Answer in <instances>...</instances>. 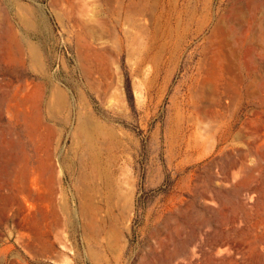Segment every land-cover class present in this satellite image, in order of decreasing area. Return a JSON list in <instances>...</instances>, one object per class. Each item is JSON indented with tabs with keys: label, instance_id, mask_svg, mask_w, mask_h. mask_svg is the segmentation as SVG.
Instances as JSON below:
<instances>
[{
	"label": "rangeland",
	"instance_id": "obj_1",
	"mask_svg": "<svg viewBox=\"0 0 264 264\" xmlns=\"http://www.w3.org/2000/svg\"><path fill=\"white\" fill-rule=\"evenodd\" d=\"M57 86L90 175L75 110L36 136ZM0 107V264H264V0H0Z\"/></svg>",
	"mask_w": 264,
	"mask_h": 264
},
{
	"label": "bare ground",
	"instance_id": "obj_2",
	"mask_svg": "<svg viewBox=\"0 0 264 264\" xmlns=\"http://www.w3.org/2000/svg\"><path fill=\"white\" fill-rule=\"evenodd\" d=\"M256 4H257V2H256ZM164 5H165V3H164ZM173 6H171L170 8H172ZM164 8V7H163ZM162 8V9H163ZM166 10V9H165ZM171 10V9H170ZM162 12H164L163 10H162ZM169 13H170V11H168ZM172 13V12H171ZM170 13V14H171ZM164 14V13H163ZM162 14V15H163ZM169 14V15H170ZM173 14V13H172ZM168 15V14H167ZM168 15V16H169ZM164 16V15H163ZM173 16V15H172ZM172 16L171 17H169L170 19L172 18ZM162 17V16H161ZM167 18V17H166ZM169 18L166 20H164L165 22H170L171 20H169ZM180 19V18H179ZM181 20V19H180ZM181 22V21H180ZM165 24V23H164ZM169 25V24H168ZM173 25V24H172ZM164 26V25H163ZM166 27H167V25H165ZM164 26V27H165ZM174 26V25H173ZM165 27V28H166ZM172 27V26H171ZM171 27H169L168 26V28L166 29V31H165V33H166V35L165 36H170V34H171V31H173L172 30V28ZM159 31V30H158ZM155 32V31H154ZM173 33V32H172ZM156 34H158L157 32H156ZM155 34V35H156ZM159 34H161V31H159ZM163 34V33H162ZM151 36V35H150ZM153 36H154V34H153ZM163 38H165L164 36H163ZM152 41H153V38L151 39ZM221 54V53H220ZM224 55V56H223ZM222 56H223V58H225V56H226V52H225V54H223L222 53ZM228 59V58H227ZM228 62V61H227ZM225 68L226 69H230L231 68V65L229 64V65H227L226 64V66L224 65V68L222 69V70H225ZM86 70H90L89 68H86L85 69V71ZM87 71V72H88ZM233 71V70H232ZM230 72V71H229ZM225 73V72H224ZM223 74V73H222ZM220 75H221V73H220ZM222 77V76H221ZM53 87V86H52ZM47 89V88H46ZM46 93V92H45ZM49 93V92H48ZM69 94V93H68ZM64 90H60V88H58V86H57V89H54L53 90V92H52V94H50V97L48 98V100L46 99L45 100V97L42 95V96H40L39 98H37V99H35V101H34V104L36 103V105L38 106V109L40 110V112H39V114L37 115V117H36V122H37V125H36V130H35V133H36V136H38V137H42L44 134H45V136H43L42 137V139L43 140H41V141H43L44 143L43 144H45V147H46V149L49 151V149H51V143H52V135H51V133H54V131H56V129H57V127L53 124V123H50L49 122V120L48 119H53L54 121H57V123H58V118H59V114L61 115V111H64V110H66L67 111V109L69 108V109H72V110H75L76 111V123H75V126H74V131H73V141H72V145H73V149L75 150L74 152H76V154L78 153V155H81V158H82V161H83V164H84V167H85V169H83V170H80L81 172H80V174H85V175H90V174H92V173H94L95 172V170H96V167L98 166V164H97V166H96V164H94L93 163V160H96V159H93L92 158V162H91V160L89 161L83 154V151L85 150V148H87V146H86V144H85V141H87L88 139H90L91 138V136H93L94 137V133H95V129H97L96 127L97 126H99L98 124H97V120H96V118H95V116H94V114H93V112H92V110H91V107H90V105L88 104V102H87V100H86V98L83 96V95H79L78 96V99H76L75 100V103L73 104L72 103V101H71V99H72V97L70 98L69 97V95H68ZM39 96V95H38ZM49 96V95H48ZM21 101V105H28L32 100L30 99L29 100V98L28 99H21L20 100ZM42 107L44 108L43 110H45V112H46V115H43V111H42ZM4 111H5V109H3V107L1 108L0 107V123H2L3 121H5L4 119V117H5V114H4ZM44 112V113H45ZM64 114H65V112H64ZM66 115V114H65ZM31 116V115H30ZM33 117V116H32ZM66 117V116H65ZM29 118V117H28ZM34 118V117H33ZM32 118V119H33ZM68 118V117H67ZM30 119V118H29ZM35 119V118H34ZM61 119V118H60ZM69 119V118H68ZM62 120V119H61ZM67 120V119H66ZM51 121V120H50ZM60 123V122H59ZM38 126V127H37ZM40 127L41 128H45V129H47L48 130V133L46 134V133H42L41 131H40ZM102 128V127H101ZM100 128V129H101ZM98 130H99V128H98ZM46 131V130H45ZM47 132V131H46ZM94 132V133H93ZM96 132H99V131H96ZM43 135H42V134ZM54 136V135H53ZM85 139H87V140H85ZM94 139V138H93ZM38 140V139H37ZM40 141V140H39ZM89 141H91V140H89ZM92 141H94V140H92ZM92 144H95V143H92ZM198 144H200V143H198ZM88 145H89V143H88ZM86 146V147H85ZM92 146H94V145H92ZM98 147V146H97ZM96 147V145H95V148H97ZM92 148H94V147H92ZM95 148L93 149V150H95ZM72 150V149H71ZM87 150V149H86ZM73 152V153H74ZM98 152H99V149H98ZM75 154V153H74ZM93 155L94 154H92V156L91 157H93ZM98 156V155H97ZM99 158H100V156H99ZM20 161H21V158L18 156V154L17 155H15L14 156V158L12 159V164H13V184L15 185V188H14V191H13V193H14V198L15 199H17L19 196H20V194L22 193V177H21V175H20V171H19V166H20ZM97 162H99V161H97ZM102 162V161H101ZM108 162H110V160H108ZM107 162V163H108ZM112 162V161H111ZM95 163H96V161H95ZM106 163V164H107ZM106 164H105V166H106ZM100 165H101V163H100ZM99 168H100V166H98ZM108 167V166H107ZM98 168V169H99ZM101 169H102V167H101ZM101 169H99V170H101ZM103 170V169H102ZM105 170V169H104ZM98 171V170H97ZM107 171V170H106ZM105 171V172H106ZM35 173V172H34ZM100 173V172H99ZM99 173H97V174H99ZM101 174V173H100ZM106 175L105 176H107V173H105ZM109 174H112V173H109ZM109 174H108V176H109ZM36 175V174H35ZM31 176V175H30ZM84 176V175H83ZM114 176V175H113ZM32 178H33V176H31ZM88 177H90V176H88ZM92 177H93V175H92ZM91 177V178H92ZM75 178V177H74ZM86 179H88L87 177H85ZM85 178H83V179H85ZM107 178H110V177H107ZM107 178H106V180H107ZM115 178V177H114ZM110 179H112L113 180V178H110ZM90 180V179H89ZM86 181H88V180H86ZM107 181H109V179L107 180ZM106 181V182H107ZM91 182V181H90ZM109 183H112V182H109ZM109 184H107V186H108ZM114 185V184H113ZM113 187V186H112ZM111 187V188H112ZM108 188V187H107ZM114 188V187H113ZM115 193L116 194H120L121 193V190H122V188H121V184L119 183V184H117V186H115ZM114 191V190H113ZM117 191V192H116ZM121 195L123 196V194L121 193ZM119 196V195H118ZM124 197V196H123ZM108 199V198H107ZM83 200V199H82ZM85 200H87L86 198H85ZM90 200V199H89ZM89 200H87V201H85V202H83L82 203V205H81V214L83 215V216H86V217H88V221H87V223L86 222H84V224H83V228H84V231L85 232H87L89 229L90 230H92L93 231V235L91 236V238H92V240L93 239H96L97 237H96V235H97V233H99V231L97 232V226H98V224H97V220L99 221V219H102V218H99V214H101L103 211H105V212H107L108 213V211L109 210H106V209H104V208H99V207H96V206H94L92 203H91V200L89 201ZM102 220H104V219H102ZM104 222L105 221H101L100 220V224H102L101 225V231H103V233L106 235V234H108V231H107V228H106V226H105V224H104ZM107 225V224H106ZM107 232V233H106ZM106 237H107V235H106ZM90 250H92V247L90 248ZM89 254H91L90 256H91V258L93 257L94 259L96 258V255L92 252V251H90L89 252Z\"/></svg>",
	"mask_w": 264,
	"mask_h": 264
}]
</instances>
